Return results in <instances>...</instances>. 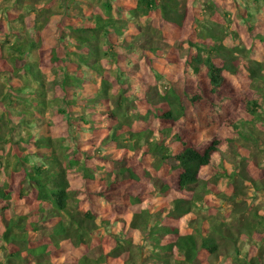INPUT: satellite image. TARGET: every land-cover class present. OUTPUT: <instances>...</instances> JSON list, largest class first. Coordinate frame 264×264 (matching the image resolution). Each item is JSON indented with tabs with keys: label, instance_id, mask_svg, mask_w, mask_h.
I'll return each mask as SVG.
<instances>
[{
	"label": "trees",
	"instance_id": "trees-1",
	"mask_svg": "<svg viewBox=\"0 0 264 264\" xmlns=\"http://www.w3.org/2000/svg\"><path fill=\"white\" fill-rule=\"evenodd\" d=\"M3 1L0 146L8 150L0 154V264H148L147 255L157 264H216L223 253L228 264H264V202H255L264 164L246 149L264 157V54L257 57L264 0H234V13L202 0ZM200 3L201 14L193 9ZM80 4L93 12L74 16ZM149 28L184 41L185 60L163 40H146ZM137 52L161 88L135 80ZM156 62L181 63L187 82L198 80L188 99L194 107L202 100L215 113L223 107L225 121L214 118L227 124L224 139L200 141L189 129L184 100L163 84ZM47 71L58 78L51 82ZM227 102L236 103L234 112ZM49 111L60 124H43ZM13 114L22 116L18 125ZM182 119L184 133L174 134ZM238 139L244 148H233L235 162L219 165L221 147ZM146 156L157 173L167 169L165 180L152 176ZM173 194L189 197L162 207Z\"/></svg>",
	"mask_w": 264,
	"mask_h": 264
},
{
	"label": "rangeland",
	"instance_id": "rangeland-1",
	"mask_svg": "<svg viewBox=\"0 0 264 264\" xmlns=\"http://www.w3.org/2000/svg\"><path fill=\"white\" fill-rule=\"evenodd\" d=\"M0 1H1V4L5 3L3 0H0ZM122 1H124L123 3L134 2V0H122ZM209 1H214L216 6L219 7L218 9L224 10V12L228 11V12L234 13V11H235L234 5H233L234 0H202V3L203 2H209ZM188 3H190V0L188 1ZM202 3L194 6L193 9L195 12H198L201 14ZM53 5L56 6L57 3L54 2ZM182 7L185 9L186 3H184ZM79 9H81V11H83L84 13H91L94 10V6L91 4L90 5L80 4V5H78V7H75L72 9V14L74 16H78ZM97 10H98V7H97ZM189 13H192L191 8L189 9ZM60 21H61V16L55 17L54 21L52 22L51 30H53V31L58 30V28L61 24ZM156 21H157V29L162 30L161 27L163 26V24H162L161 20L158 18ZM147 30L149 32V35L143 36L146 40H149L150 37L154 38L157 42L163 40L164 45H166V48H168V49H166L167 51L168 50L170 51V49L172 51L175 50L177 52V54L179 55V58L182 60H185L187 53H188V46L184 41H176L175 37H174V33H172L171 35H167L166 32H164L165 35L164 34L162 35L161 32H159L155 29H152V28H149ZM140 32H142V30ZM186 33H188L189 38L195 34L193 29L187 31ZM183 36H187V35H181L182 38H183ZM140 39H137L138 45L143 44L145 42L143 38H140ZM131 40L132 39L130 38L129 41H131ZM263 48H264V45H263ZM121 51H123V50H121ZM261 53L264 54V49H262V51H260V52H257L258 58H259ZM136 56H137L136 58L138 61V65H140L139 66L140 69H139V71H137V74H136V72H135V75L133 74V76L135 77V80H137V79L140 80L139 77L143 76V78H146V80H148L149 84H151L150 85L151 88L156 87L157 84L159 85V86H157V88L158 89L161 88L160 87L161 86V84H160L161 79H159V81L156 83L157 78H155L156 76L154 75V72L152 71L151 67L146 64V62L144 60L145 56L141 55L139 52H137ZM155 66H156V68H158L160 70L163 78H165L164 79L165 83L163 82V84L168 86V88L173 87V89H176L178 91L179 95L182 96V98L184 100L183 105L186 108L185 114L187 116V119L189 118L193 121V126L192 127L189 126V129H194L195 133L197 134L196 135L197 138L200 141L205 140V139H209L212 136H217L220 139H224L223 130H225L224 127L225 126L227 127V124L219 123L218 121L215 120V118H217V117L214 118V116H220L221 115L222 120L225 121V119L227 117V113L225 110H223V107L219 108L218 112L215 113L213 111V107L211 106V104L206 103L205 100L200 101V103L195 105V107L188 100L191 96L196 94V92L199 88L198 87L199 83H197L198 80L195 79L193 75H191V79L187 82V80L185 79V74H184L185 69L183 68V65L181 63L178 64V63L169 62L168 65H165L161 62H156ZM189 72L191 74L190 70H189ZM45 74L48 75L47 77L49 78V80L51 82H53L56 78H58L57 75H55V73H53V71H47V72H45ZM193 78L196 80V82ZM232 79L233 78L231 77L230 80L233 82L234 80H232ZM152 84H155V85H152ZM134 87L138 88V86H134ZM206 87H207V91L209 92V88H208L207 84H206ZM49 91H51L50 87H49ZM155 93H156V91H155ZM138 94H140V93L136 92V95L135 96L133 95L135 99H136ZM153 98H154V100L158 99V97L155 95H153ZM235 105H236L235 102H232L231 104H229L228 102L226 103V106L229 108L230 113L234 112L233 107H235ZM238 107H236L237 109L235 110V113L237 115H239L243 112V109L242 108L240 109ZM76 109L81 110L80 107H76ZM53 114H52V111H49L48 117L43 121V124L51 123L52 126L60 124V121L56 117V114L55 115H53ZM13 116H14L13 121H12L13 124L18 125L21 121L22 116H16L14 114H13ZM40 122H42V121H40ZM173 127H174V134L184 133L185 127H187L186 121L184 119H182V121H178ZM45 130H48V129H46L45 125L40 126V129H39L40 134ZM186 135H189V134L186 133ZM238 140H240V139H238ZM261 142L264 143V138H263V141H261ZM233 145L235 147L230 145L229 142L228 143L225 142L224 145L221 147L220 155L216 158V160H218V162H219V165L221 163H223V164L227 165V167L229 168L231 166V164H233V162H235L234 161L235 150L233 148H235L237 152L240 148H244L242 146L243 144H242L241 140L239 142H237L236 144H233ZM174 147H175V145H174ZM29 148L32 149V147H29ZM246 149L254 161L257 160L258 162H260V163L263 162V164H264V157H262L263 155L260 156L259 153L257 152V150L254 148V146H252L251 144L247 145ZM7 150H8V146H0V154L6 153ZM121 155H123V153H121ZM129 155L131 156V153H129ZM141 161H142V163H144V165H146L147 169L151 170V174L153 177L159 178L161 176L162 180L163 179L165 180L168 177L169 173L166 172L167 169H164L165 172H163V173H157L156 172V170L153 168V160L150 159L148 156L144 157V159H141ZM2 176H3V174L0 173V181H1ZM146 182H151V181L149 178H147ZM246 186L248 187L247 191L249 193H253V189L249 185H246ZM115 193L120 195V196L122 194L121 192H115ZM148 197H150V196H148ZM178 197L187 198V197H189V194H183V195L182 194H173L172 196L166 198V202L162 207H169L172 204L173 199L178 198ZM159 199L160 198H157V200H159ZM253 201L254 200L249 197L248 202L252 203ZM255 202L256 203H258V202L263 203L264 202V192L259 193V196L257 197V200H255ZM95 207L98 208V206H95ZM157 207L160 208L159 206H157ZM106 210L109 212H113V208H111V207H107ZM101 211H103V210H101ZM115 213H116V210H115ZM130 214H132V213H128L123 218L124 219L123 221L124 222L126 221L127 224H129L131 217H132ZM128 215H130V216H128ZM222 216H224V212H222V215H219L220 218H222ZM112 221H113V219H112ZM97 223L100 226L98 233H101V235H102L101 237L107 236L108 235L107 232H103L104 228L102 226V222L97 221ZM0 230H3L2 226H0ZM130 235H132V234H130ZM97 238L98 237H96V239L91 243L90 248H93L96 246L95 242H96ZM246 250H249V249L247 248ZM94 253H96V252L94 251ZM146 259H147L148 264H157L154 260H151V258H149L148 255H147ZM218 260L219 261L216 264H228L227 257L224 255V253L221 256H219Z\"/></svg>",
	"mask_w": 264,
	"mask_h": 264
}]
</instances>
